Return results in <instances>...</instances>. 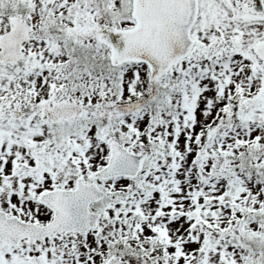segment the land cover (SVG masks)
Returning a JSON list of instances; mask_svg holds the SVG:
<instances>
[{
  "label": "rangeland",
  "instance_id": "1",
  "mask_svg": "<svg viewBox=\"0 0 264 264\" xmlns=\"http://www.w3.org/2000/svg\"><path fill=\"white\" fill-rule=\"evenodd\" d=\"M131 3L0 0V39L15 21L31 24L22 60L0 65V208L25 222H47L37 196L72 188L78 176L89 182L105 165L111 140L145 153L146 162L137 180L95 182L108 196L147 180L156 147L168 144L198 185L188 184L192 194L180 197L183 183L172 200L180 205H167L162 221L125 218L117 227V207L103 202L91 208L101 214L96 230L1 249L0 264H103L153 239L162 247L150 252L157 264H264V68L249 51L252 35L228 36L225 51L217 53L211 30L205 31L185 61L151 81L144 65L110 68L107 49L94 37L104 26L132 27ZM181 81H189L183 96L177 93ZM159 94L175 95L172 103L182 112L165 135L150 115L154 103L156 116L166 119ZM59 100L81 105L84 114L47 122L44 110ZM178 218L182 229L170 223Z\"/></svg>",
  "mask_w": 264,
  "mask_h": 264
},
{
  "label": "water",
  "instance_id": "2",
  "mask_svg": "<svg viewBox=\"0 0 264 264\" xmlns=\"http://www.w3.org/2000/svg\"><path fill=\"white\" fill-rule=\"evenodd\" d=\"M52 5V2L48 4ZM196 0H133L131 17L135 26L118 30L104 26L95 32L99 44L109 50V63L118 67L125 63L145 64L150 78L155 79L185 59L191 49L189 31L196 19ZM30 27L16 22L0 40V64H15L21 58L20 46L28 40ZM260 58L262 55L257 52ZM83 113L80 105L61 100L53 102L44 111L52 123L67 122ZM106 165L90 176L94 181L119 177L134 179L141 171L143 153L129 152L117 141L108 143ZM97 185L85 184L77 178L72 190L55 189L38 198V203L53 214L44 225L26 224L16 218H7L0 211V248L15 246L21 240L52 239L57 234H79L96 229L100 215L89 210L92 204L104 199ZM104 264H128L120 257H109Z\"/></svg>",
  "mask_w": 264,
  "mask_h": 264
},
{
  "label": "trees",
  "instance_id": "3",
  "mask_svg": "<svg viewBox=\"0 0 264 264\" xmlns=\"http://www.w3.org/2000/svg\"><path fill=\"white\" fill-rule=\"evenodd\" d=\"M25 12L26 10L21 11L22 15H24ZM195 76L196 73L193 74V77H187L185 79L193 80ZM188 83L189 81H181V83H178V95L183 96L185 92L184 89L187 88ZM163 94L166 95V92H163ZM164 95L159 94L156 98V101L159 100L158 107L165 113L164 116L166 117V119L163 118L162 121L156 116L157 113L155 111L154 103H152L153 105L149 107L152 110V112L150 113L151 118L154 122L159 121V131L161 132V134L164 133L165 135L167 133L165 129H167V127L169 126V121H171V123L174 122L175 124V121L179 118V115L182 112H180L177 106L172 103L175 100V95L170 96V99H168V96ZM170 108L174 109H171L169 113L168 109ZM162 111H158V115L162 114ZM174 131L177 132L176 130ZM163 147L161 151L158 147H156V153L152 155L153 161L147 171V175L145 176L147 180H145L144 182H140L133 187H129V189H127V192L124 194L116 193L113 196L107 195L104 202L110 201L107 205L113 208L117 207L113 213L115 214L113 218L114 220H116L114 224L117 225V227L125 218H129V220H133L137 223L148 222V219L151 217L152 219H155L157 221H162L161 218L163 217L160 216V212L166 210L167 205L170 206L171 203H177L178 205H180L178 201H172L174 199L176 190H178V188H181V190L184 189V183L186 186V191L184 194H180V197H183L187 194V191L188 194H192V191H190V189L188 188V184L192 189L196 188V186L198 185V181L197 179H195L194 175H189V172H183L181 159H179L180 157L178 158L177 155L171 150L173 146L168 144L167 146ZM195 197H197V195H195ZM136 198L138 199V201L134 203ZM158 204L161 205L158 206ZM137 214H141V216H138ZM142 217H144V219H142ZM170 221V223H175L180 229H182V226L185 224H183L181 218L174 220L171 219ZM114 224L112 225V234L115 233H113V229L115 227ZM154 242L155 239L137 243L133 247L134 250L132 253V255H134L135 257H133L132 255H126L125 253H122L120 257L127 260L128 262H133L134 258H136L138 260L142 259L144 261V264H155L156 262L154 261V259L150 257V252L158 248L162 249V247L158 244H155ZM179 246H181L180 241L176 243V247L179 248ZM176 260H179V257ZM173 261L174 260H171L168 263L165 259H161L160 263L173 264ZM178 263L185 264V262H183L182 260H179ZM188 264H191V260H188Z\"/></svg>",
  "mask_w": 264,
  "mask_h": 264
},
{
  "label": "flooded vegetation",
  "instance_id": "4",
  "mask_svg": "<svg viewBox=\"0 0 264 264\" xmlns=\"http://www.w3.org/2000/svg\"><path fill=\"white\" fill-rule=\"evenodd\" d=\"M208 30L213 34L212 39L216 42L217 53L220 50L225 51L224 40L228 36L235 38L237 33L252 35L248 45L249 51L251 50L253 58L256 59L255 64L264 68V0H197L196 21L190 30L192 51L197 39L203 37L204 32ZM257 52L263 58H260ZM214 65L220 67L217 62ZM46 212L51 219L50 212L48 210ZM22 243L31 246L35 242L27 244L26 240H23L16 246L1 249L16 248Z\"/></svg>",
  "mask_w": 264,
  "mask_h": 264
}]
</instances>
